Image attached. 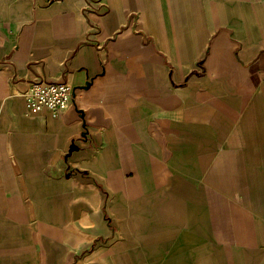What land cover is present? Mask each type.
I'll return each mask as SVG.
<instances>
[{"label":"crops","instance_id":"0c3cea01","mask_svg":"<svg viewBox=\"0 0 264 264\" xmlns=\"http://www.w3.org/2000/svg\"><path fill=\"white\" fill-rule=\"evenodd\" d=\"M0 264H264V0H0Z\"/></svg>","mask_w":264,"mask_h":264},{"label":"built area","instance_id":"2783aa9c","mask_svg":"<svg viewBox=\"0 0 264 264\" xmlns=\"http://www.w3.org/2000/svg\"><path fill=\"white\" fill-rule=\"evenodd\" d=\"M25 100L29 111L47 110L59 117L74 103L73 86L67 81H36L25 91Z\"/></svg>","mask_w":264,"mask_h":264},{"label":"water","instance_id":"95a60500","mask_svg":"<svg viewBox=\"0 0 264 264\" xmlns=\"http://www.w3.org/2000/svg\"><path fill=\"white\" fill-rule=\"evenodd\" d=\"M78 148L76 144H72L71 146V150L70 151H73L74 149Z\"/></svg>","mask_w":264,"mask_h":264}]
</instances>
